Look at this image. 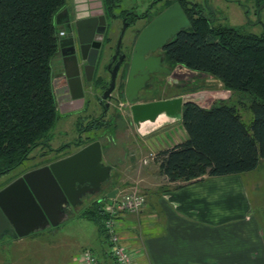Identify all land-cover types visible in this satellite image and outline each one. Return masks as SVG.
Returning <instances> with one entry per match:
<instances>
[{
  "label": "trees",
  "instance_id": "1",
  "mask_svg": "<svg viewBox=\"0 0 264 264\" xmlns=\"http://www.w3.org/2000/svg\"><path fill=\"white\" fill-rule=\"evenodd\" d=\"M120 1L102 0L113 20ZM67 2L0 0V174L28 159L55 126L51 59L59 52L61 38L55 15ZM188 19L190 26L165 45L164 54L216 77L231 95L204 104L184 103L181 120L188 137L157 152L159 167L170 180L181 182L253 170L264 159V33L215 26L193 10ZM192 88L206 87L198 79ZM242 107L253 115L249 123ZM88 138L84 143L91 141ZM107 198L94 199V205L82 211L99 223L100 233L107 232L111 244L105 227Z\"/></svg>",
  "mask_w": 264,
  "mask_h": 264
},
{
  "label": "rangeland",
  "instance_id": "2",
  "mask_svg": "<svg viewBox=\"0 0 264 264\" xmlns=\"http://www.w3.org/2000/svg\"><path fill=\"white\" fill-rule=\"evenodd\" d=\"M71 1L73 2V0H68L67 3L70 4ZM143 1L121 0L118 2L119 6L113 8L114 14L118 16L117 19L114 18V21L108 20L109 22L112 21L110 40L106 41V44L104 43L103 51L97 63L96 74L99 72L102 78L100 77L101 79L98 80L95 86H97L100 94H102L103 85L110 81L109 59L115 51L122 27L124 23H127L124 20L125 18L121 17V13L131 4L139 5V10L142 11L145 6H143ZM191 1L197 4L204 16L206 15L213 20L215 26H231L243 33H264V0ZM87 2H90L93 8L100 6V0H87ZM55 23L60 29L61 25L57 23L56 18ZM140 23L142 22H138L136 25H141ZM133 29L134 27L128 26L125 30L121 42V51L123 53H130L134 42ZM123 67L125 66L123 65L120 68L117 75V86L115 84L114 92H112L117 96V99H113L114 102L112 100L113 104H111V107H108L106 103L103 104L98 96L88 93L83 108L75 109L74 111L59 109L55 126L49 133L46 142L36 147L32 151L31 156L18 166L0 174V188L11 182L22 172L37 168L57 156L60 157L78 150L86 144L84 142L88 137V140L96 138L102 143L108 140L105 146L102 145V148L105 163L112 166V177L107 180V183L92 198H83V203L72 208L68 217L60 224L31 232L22 236L23 238L21 239L23 240L20 241L8 235L0 239V264H81L80 255L82 250L84 248L94 250V241L98 235H101L100 231L102 232L97 227L99 223L96 220H90L86 217V214L82 211L84 207L88 205V207H92L94 199L100 198L102 195L106 196L113 189H116L117 192L120 186L121 192H128L133 187H137L145 197L144 204L137 211L124 212L137 214L144 208L147 201H157L158 198L163 197L166 192L170 191L172 187L180 184V180H170L165 173H162L157 160L158 149L156 147L165 146L175 140L182 126L179 124L178 131H176L173 125L163 127L166 121H162L158 125H150V128L147 127L148 129L146 128L147 130L143 134L141 132L142 135L139 134L138 131L141 130L133 120L131 105L134 102L149 101L151 98L157 100L156 98L165 92H163V88L156 92L153 89L149 92L144 90L141 95L140 91L143 90L139 89L138 98L130 101L125 93V87H123L124 81L128 79V77L122 76ZM60 70L61 62L59 52H57L51 59L52 87ZM154 73L156 72L151 74ZM198 79L199 83L206 87L200 90L209 92L210 96L207 97V102L212 99L211 95L219 92L224 93L225 91L222 83L218 80L211 77L210 79L209 77ZM154 90L157 89L154 88ZM174 93L171 92V95ZM230 95L228 93L225 96L227 98ZM240 112L243 114L244 120L249 123L253 116L251 111L242 107ZM96 120L100 122V125H94ZM154 153L156 158L153 157ZM121 165H124V167L120 169ZM243 176L248 186L251 200L254 203V208H252L253 215L252 212H246L241 216L236 209L233 212H229L227 208H231L223 206V209H220L224 214L222 219L224 227H232V224L244 226L245 222L254 221V219H250V217H253L260 224V232L264 233V159L255 169L244 172ZM223 205H225V202H223ZM239 206L241 211L243 205L240 203ZM116 232L118 233L117 230Z\"/></svg>",
  "mask_w": 264,
  "mask_h": 264
},
{
  "label": "water",
  "instance_id": "3",
  "mask_svg": "<svg viewBox=\"0 0 264 264\" xmlns=\"http://www.w3.org/2000/svg\"><path fill=\"white\" fill-rule=\"evenodd\" d=\"M89 6L92 7L90 2ZM88 8L87 6L86 10ZM81 10L83 9L76 7V13L74 14V8L70 9L69 6H64L55 15L57 23L63 24L67 28V34L65 37L60 38L59 42L63 69L59 71L53 82V87H55L58 80L64 79L67 89H72L74 80V87L77 86L81 90L80 96L84 94L81 84L82 77L86 81L93 79L99 49L102 46L104 37L103 33L107 24L101 0L99 7L92 8L89 12ZM73 21L74 29L72 26ZM189 26L190 21L181 5L174 2L157 14L141 30L135 41L128 79L125 83V93L130 101L138 98L139 89L145 85L144 80L149 79L150 74L153 72L170 75L172 82L180 83L189 80L193 84L196 79L204 77L218 80L209 73L190 69L182 63L175 68H170L162 65L161 58L150 56L145 58L146 54L163 46L180 30ZM126 28L127 23H124L108 65L110 81L101 95L102 99L110 98L115 88L124 55H120L112 68L111 65L121 50V42ZM109 35L104 40L105 44L108 41L107 37H110ZM138 71H142L143 75L138 76ZM188 89L189 92L183 95L153 101L134 102L131 105L134 122L137 125L141 122H154L160 115L169 118L181 117L183 104L188 101L198 103L206 101L205 103H208L212 99L226 98L225 95L230 94L229 90H225L224 93H216L211 95L212 99L207 102V97L210 96L207 90H191L193 89L192 85ZM54 92L57 93V90L55 89ZM74 97L78 96L69 94L68 101L73 104L69 109L83 108L85 98L83 96L80 98ZM56 99L59 102L60 98L56 97ZM111 171L112 166L104 161L102 142L95 139L69 155L17 176L0 188V239H3L6 235L15 238L22 237L31 232L60 224L69 215L64 204L73 202L74 198L73 204L76 207L78 204L83 203L85 195L90 196L98 193L102 188V182L110 179ZM92 187L94 189L91 193L90 188ZM115 193L116 189H113L107 194L114 196Z\"/></svg>",
  "mask_w": 264,
  "mask_h": 264
},
{
  "label": "crops",
  "instance_id": "4",
  "mask_svg": "<svg viewBox=\"0 0 264 264\" xmlns=\"http://www.w3.org/2000/svg\"><path fill=\"white\" fill-rule=\"evenodd\" d=\"M60 25V30L65 29ZM59 59L62 70L60 50ZM90 85L85 83L86 92L91 91ZM95 91L98 93L97 89ZM74 94L80 96L81 90L77 87ZM166 117L163 127L173 125L178 131L181 124L182 128L170 144L156 147L158 151L188 137L181 117ZM141 132L144 131H138ZM123 167L121 165L120 169ZM243 174L182 181L157 201H147L139 213L117 215L120 243L133 250L137 264H264V233L260 232L256 218L250 217L254 221L245 222L246 227L235 224L224 227L222 221L223 206L231 208H227L229 212L236 209L241 216L246 212L253 215L254 203ZM100 234L94 241L93 253L100 264H116L110 253L107 232ZM12 238L23 240V237Z\"/></svg>",
  "mask_w": 264,
  "mask_h": 264
},
{
  "label": "flooded vegetation",
  "instance_id": "5",
  "mask_svg": "<svg viewBox=\"0 0 264 264\" xmlns=\"http://www.w3.org/2000/svg\"><path fill=\"white\" fill-rule=\"evenodd\" d=\"M76 1H77V3H75ZM174 2H178L181 5V7H182V9H183V11H184V13L186 14L187 17H189V14L191 13V10H193V12L195 14H197V15L198 14L204 15L202 13V10L197 7V4L193 3L191 0H144L142 3H143V6L144 5L145 6L144 7L142 6L143 7L142 11L139 10V7H140L139 5L131 4V6H129L128 8L125 9L124 13L123 12L121 13V17L125 18V21L127 22V27L128 26L129 27L130 26L134 27V29H133L134 42H133V44L131 46L129 54L123 53L120 50L117 58L112 63L111 68L118 61L120 55H124V59H123V61L120 64V68L123 65L125 66V67H123L122 76L128 77L129 66H130V62H131V59H132V55H133L135 41H136V38L138 37L139 33L157 14H159L162 10H164L166 7H168L169 5H171ZM68 6L70 7V9L74 8V14L76 13V11H75L76 7H78L79 9H83L81 11H84V12H89V10H91L93 8V7L89 6V2H87L86 0H74V2L71 1V3ZM87 6L89 8L86 10ZM103 8H104V13H105L106 19H107V24H106V29H105V31L103 33L104 37H103V41H102V46L99 49L97 63H98V59H100L101 53L103 51L104 40H105L106 36L109 35L110 32H112V22H109L108 20L114 21L112 19V17H111V14L107 10H105L104 5H103ZM85 15H86V13H85ZM115 19H117V17ZM138 22H142V23H140L141 25H136ZM72 26H73V29H74V21L72 22ZM85 26H87V24H85ZM100 28H101V26H100ZM65 32L67 34V28L66 27H65ZM173 38H171L163 46L159 47L158 49H155L154 51L150 52V54H149L150 57L158 58V59L161 58L162 65H164L166 67H170V68H175L178 64H180V63H174L173 61L169 60L167 58V56L164 54L165 45L169 41H171ZM111 58L109 59V62L111 61ZM97 63H96L93 79L90 80V81H86L85 79L83 80V77L81 79L82 89L84 91V94L82 96L86 99L87 94L92 92V94L94 93V95L99 97L100 101L103 104H105V103L107 104L108 103L107 106L111 107V104H113V102H114L113 99H115L117 96L114 95V93H112L110 98L101 99V95L102 94L96 93V91H95L97 89V86H95V85L97 84L98 80H100L102 78L99 75V72H98V74H96V70H97V67H98ZM95 74H96V77H95ZM137 75L141 76L142 75V71H139V73ZM87 82H89L91 84V86H90L91 87L90 88L91 91L87 89V92H86V88H85L84 85ZM125 83H126V80L124 81V86L123 87H125ZM144 83H145V85L143 86V88L140 89V90H143V91H140L141 95H142V92H144V90L149 92V91H151L153 89V91L156 92V91L160 90V88H163V92H165V93L163 95H161L160 97L156 98L157 100L170 98V97H173V96H176V95H183V94L186 93L188 88L192 85L189 80H184L182 83L176 82V81L172 82L170 80V75H167V74H164V73H161V72H158V73L156 72L154 74H150L149 79L144 80ZM108 84H109V82H107L106 85H103V91L101 93L104 92V90L107 88ZM65 85H66L65 80L62 79V80H58L57 81V85L55 87H53V92H54L55 89L57 90V93L54 92L55 99H56V97L60 98L59 102L56 99L58 110L59 109L67 110L73 105L72 103H69L68 98H69V94L71 96L74 95V89L77 90V87H74V80H73V83H72V89H69V88L67 89V87ZM116 86H117V83H116ZM154 88H156L157 90H154ZM112 92H114V90ZM171 92H175L176 94L174 93L173 95H171ZM82 96H78V97L80 98ZM120 96H121V94H120ZM78 97H74V98H78ZM154 99L151 98V99H149V101H152ZM112 100H113V102H112ZM71 111H74V110H71ZM114 111L116 112L115 109H114ZM73 152H71V153H73ZM71 153L65 154V155L60 156V157L57 156V157L53 158V160L59 159L61 157L69 155ZM53 160H50L49 162H51ZM49 162H47V163H49ZM47 163H45V164H47ZM23 173L24 172H22V174ZM112 175L113 174H111V177H112ZM107 180L102 182V186H104L105 183H107ZM93 189H94V187L90 188V192L91 193H92ZM87 196H88V194L85 195L83 198L84 199H86V198L89 199V198H92L94 195L91 194L90 196H88V197ZM72 201L73 202H66L64 204L65 210H67L68 212H70V210H72V208H75V206L73 204L74 203V198H73Z\"/></svg>",
  "mask_w": 264,
  "mask_h": 264
},
{
  "label": "built area",
  "instance_id": "6",
  "mask_svg": "<svg viewBox=\"0 0 264 264\" xmlns=\"http://www.w3.org/2000/svg\"><path fill=\"white\" fill-rule=\"evenodd\" d=\"M59 33L61 36L65 35V29L60 30ZM153 157L156 158V154ZM120 190L121 187L114 196H109L104 206V210L108 215L105 227L109 234V241L111 242V256L116 264H137L133 250L119 242L120 237L115 230V225L117 215L139 210L145 202V197L137 187H133L128 192H121ZM80 259L81 264H99L98 258L89 250L82 251Z\"/></svg>",
  "mask_w": 264,
  "mask_h": 264
},
{
  "label": "bare ground",
  "instance_id": "7",
  "mask_svg": "<svg viewBox=\"0 0 264 264\" xmlns=\"http://www.w3.org/2000/svg\"><path fill=\"white\" fill-rule=\"evenodd\" d=\"M150 53L145 55V58L149 55ZM139 73V71H138ZM163 120H165V116L164 115H160L157 117L156 121H147L144 123H139L138 127L141 131H145L147 127H150V125L154 126V125H158L159 123H161ZM148 123V124H147Z\"/></svg>",
  "mask_w": 264,
  "mask_h": 264
}]
</instances>
